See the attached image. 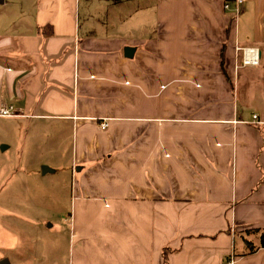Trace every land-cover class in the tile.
<instances>
[{"label": "crops", "instance_id": "obj_1", "mask_svg": "<svg viewBox=\"0 0 264 264\" xmlns=\"http://www.w3.org/2000/svg\"><path fill=\"white\" fill-rule=\"evenodd\" d=\"M227 1L0 0V126L70 173L38 264H264V0Z\"/></svg>", "mask_w": 264, "mask_h": 264}, {"label": "rangeland", "instance_id": "obj_2", "mask_svg": "<svg viewBox=\"0 0 264 264\" xmlns=\"http://www.w3.org/2000/svg\"><path fill=\"white\" fill-rule=\"evenodd\" d=\"M12 127L9 125L6 128L4 124L0 126V255L6 254L3 245L6 243L7 234L11 235L13 242H18L14 245L15 249L7 250L10 256L17 253L23 256L24 252H28V258H25L29 262L27 263L38 264V261L43 260L40 257L41 252H44V239L50 234L53 239L54 229L57 228V211H60V206L55 199L59 196L57 191L60 189H57L59 183L56 181L59 180L58 182L65 185L61 191L66 189L70 182V173L61 164L64 170L55 174L41 175L39 173L42 170L41 161L45 159L52 162L53 159L49 154L47 157L38 156L36 150L30 151L31 155H29L20 147L24 141L23 137L25 143L30 144L31 131L38 130L40 126L27 128L26 136L23 132L24 128L14 132ZM38 139L40 137L33 138L34 144ZM9 143L8 148L1 149V146H7ZM62 163L72 164L70 156H64ZM67 207L69 206L62 205V210ZM50 223H53V227L50 229L52 232L48 234L46 228ZM62 225L64 230H67L64 221ZM12 246L11 243L10 247Z\"/></svg>", "mask_w": 264, "mask_h": 264}, {"label": "built area", "instance_id": "obj_3", "mask_svg": "<svg viewBox=\"0 0 264 264\" xmlns=\"http://www.w3.org/2000/svg\"><path fill=\"white\" fill-rule=\"evenodd\" d=\"M233 5L230 4V2H225L223 4V7L227 10L231 11L232 18L234 21H236L239 13H240V7L243 2V0H232ZM236 51L239 58V63H237L236 68L240 67H247V66H257L259 64L260 58H259V49L257 47L252 46H237ZM14 112L11 107H2L0 108V117H10L13 116ZM254 119L256 116H253ZM107 118H103L99 120L98 126L101 129H104L108 126ZM235 256L234 254H231L229 259L225 261L223 264H234Z\"/></svg>", "mask_w": 264, "mask_h": 264}, {"label": "trees", "instance_id": "obj_4", "mask_svg": "<svg viewBox=\"0 0 264 264\" xmlns=\"http://www.w3.org/2000/svg\"><path fill=\"white\" fill-rule=\"evenodd\" d=\"M246 233H259V246L264 247V230H258V229H252V230H246ZM256 246H252L249 251L255 250ZM165 264V260L163 262Z\"/></svg>", "mask_w": 264, "mask_h": 264}, {"label": "water", "instance_id": "obj_5", "mask_svg": "<svg viewBox=\"0 0 264 264\" xmlns=\"http://www.w3.org/2000/svg\"><path fill=\"white\" fill-rule=\"evenodd\" d=\"M133 54V48L131 47H126L124 48V55L127 57H131ZM6 146H1V149H5ZM7 260L3 259L2 262L0 264H6Z\"/></svg>", "mask_w": 264, "mask_h": 264}]
</instances>
